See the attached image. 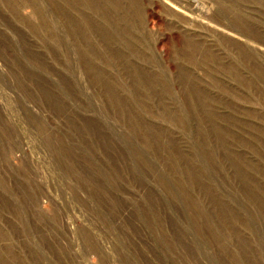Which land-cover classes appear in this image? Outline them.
<instances>
[{"label": "rangeland", "instance_id": "374dc122", "mask_svg": "<svg viewBox=\"0 0 264 264\" xmlns=\"http://www.w3.org/2000/svg\"><path fill=\"white\" fill-rule=\"evenodd\" d=\"M0 264H264V0H0Z\"/></svg>", "mask_w": 264, "mask_h": 264}]
</instances>
